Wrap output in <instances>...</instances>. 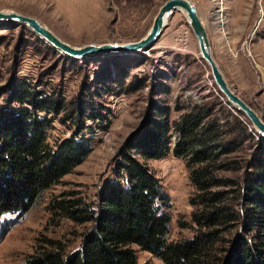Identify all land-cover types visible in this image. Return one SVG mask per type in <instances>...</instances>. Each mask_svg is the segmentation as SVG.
Instances as JSON below:
<instances>
[{
  "label": "rangeland",
  "instance_id": "374dc122",
  "mask_svg": "<svg viewBox=\"0 0 264 264\" xmlns=\"http://www.w3.org/2000/svg\"><path fill=\"white\" fill-rule=\"evenodd\" d=\"M162 1L0 0V9L31 15L61 40L79 46L139 38ZM191 1L205 26L212 57L227 85L264 121V0ZM182 32L187 36L185 47L177 43ZM104 71L110 79L118 81L127 74L123 85H114L112 93H105L99 85ZM22 77L58 94L66 108L72 107L89 86L97 89L93 100L106 120L85 134L90 139V151L58 184L44 191L24 211L0 215V264H25L30 255L41 249L42 237L58 240L68 252L77 249L90 223H75L54 215L48 203L65 192L80 196L85 202H95L104 181L112 178L116 154L141 126L151 101L166 105L168 118L173 120L193 104L210 101L213 96L225 100L199 55L195 36L181 9L167 17L159 35L147 48L77 58L52 47L25 24L0 20V92L9 81ZM2 99L0 93V103ZM222 104L234 110L228 103ZM214 110L221 121L223 112L218 105ZM65 112L61 111L47 130L51 143L70 137L76 129L77 124L64 117ZM174 137L175 134L171 136L172 144ZM255 139L259 138L255 135ZM245 152L240 151L244 156ZM141 161L154 174L166 197L170 216L168 239L191 236L188 199L193 187L185 159L173 155L170 146L162 157ZM181 221L186 223L185 227L179 226ZM134 248L137 264H161L148 252Z\"/></svg>",
  "mask_w": 264,
  "mask_h": 264
},
{
  "label": "trees",
  "instance_id": "16d2710c",
  "mask_svg": "<svg viewBox=\"0 0 264 264\" xmlns=\"http://www.w3.org/2000/svg\"><path fill=\"white\" fill-rule=\"evenodd\" d=\"M123 79H110L104 71L99 85L112 93ZM39 85L16 78L0 92V215L24 211L58 184L90 151L85 134L106 120L93 100L97 89L89 86L66 108L58 94ZM222 101L227 104L213 96L173 120L166 105L151 101L95 202L65 192L48 203L54 215L90 223L77 249L68 252L58 240L42 237L41 249L25 264H137L134 246L161 264H264V138ZM215 105L223 112L221 121ZM61 111L77 126L70 137L51 143L47 130ZM170 146L185 159L193 187L188 199L193 232L175 240L167 237L166 197L141 161L162 157Z\"/></svg>",
  "mask_w": 264,
  "mask_h": 264
},
{
  "label": "water",
  "instance_id": "95a60500",
  "mask_svg": "<svg viewBox=\"0 0 264 264\" xmlns=\"http://www.w3.org/2000/svg\"><path fill=\"white\" fill-rule=\"evenodd\" d=\"M179 9L184 12L186 22L195 36L199 55L205 61L211 79L217 90L222 94L231 108L241 113L247 119L254 132L264 138L263 118L260 117L239 96H237L227 85L212 57L205 26L197 13L195 4L191 0H163L158 6L152 21L144 34L135 40L124 42H88L79 46H74L61 40L50 29L31 15L14 10L0 9V20L25 24L52 47L66 55L77 58L106 51H134L147 48L159 35L161 29L166 24L167 17L171 15L174 10Z\"/></svg>",
  "mask_w": 264,
  "mask_h": 264
},
{
  "label": "built area",
  "instance_id": "2783aa9c",
  "mask_svg": "<svg viewBox=\"0 0 264 264\" xmlns=\"http://www.w3.org/2000/svg\"><path fill=\"white\" fill-rule=\"evenodd\" d=\"M177 43L181 47H185L186 46V44H187V36H186V34H184V32H182V34L179 35Z\"/></svg>",
  "mask_w": 264,
  "mask_h": 264
},
{
  "label": "crops",
  "instance_id": "0c3cea01",
  "mask_svg": "<svg viewBox=\"0 0 264 264\" xmlns=\"http://www.w3.org/2000/svg\"><path fill=\"white\" fill-rule=\"evenodd\" d=\"M260 45H261V42H260ZM259 52H262V49H259ZM261 55V54H260Z\"/></svg>",
  "mask_w": 264,
  "mask_h": 264
}]
</instances>
